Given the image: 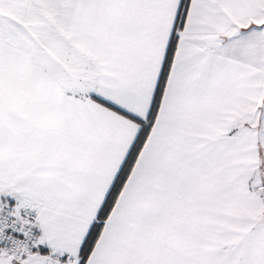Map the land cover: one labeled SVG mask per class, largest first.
I'll return each instance as SVG.
<instances>
[{
	"label": "snow or ice",
	"instance_id": "1",
	"mask_svg": "<svg viewBox=\"0 0 264 264\" xmlns=\"http://www.w3.org/2000/svg\"><path fill=\"white\" fill-rule=\"evenodd\" d=\"M0 264H264V0H0Z\"/></svg>",
	"mask_w": 264,
	"mask_h": 264
}]
</instances>
